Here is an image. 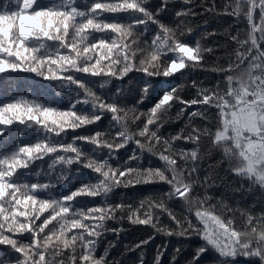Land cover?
<instances>
[{"label":"snow or ice","instance_id":"1","mask_svg":"<svg viewBox=\"0 0 264 264\" xmlns=\"http://www.w3.org/2000/svg\"><path fill=\"white\" fill-rule=\"evenodd\" d=\"M79 2L86 5L84 10L77 6L78 0H56L47 7L40 6L38 0H15L16 11H0V76L21 71L34 73L44 80L58 82L62 88L75 86L77 96L67 110L25 96L0 103V143L15 123L24 125L28 130L35 129L37 133L34 143L18 142L10 152L0 149V245H6L20 254L15 264H55V259L63 256L65 251L71 253L70 264H76L77 259L80 264H107V250L99 258L94 255L98 238L104 221L115 218V212L124 206L76 208L77 198L107 197L121 184L163 182L170 186V191L164 194L168 200H182L189 210L194 204L197 206V224L191 220L181 222L163 199L159 202L142 201L140 208L135 211L130 209L128 219L157 228L160 220L158 216L154 217L153 209H159L182 229L180 235L188 232L200 235L204 244L197 249L189 264H197L209 250L218 253L222 264H229V260L238 255L256 258L259 264H264V215L255 218L247 215L243 230H238L233 219H223L216 214L215 206L205 207L203 200L193 199L196 184L191 176L196 169L180 166V162L187 164L192 161L194 164L200 158L199 144L202 136L206 135L212 140L213 147L221 149L230 161H236L238 166L232 170L237 175L264 188V49L259 43L264 42V0H259L258 5L260 25L253 22L256 0H237L238 8L233 14L240 15L242 9L239 5H248L244 15L251 25V32L245 40L232 37L239 45L237 62L235 65L229 63L224 71L239 70V75H226L227 84L223 92L218 90L219 86L216 90L200 89L197 98L183 100L178 94L179 88L170 87L149 110L148 119L135 133L128 125V110L122 108L115 98L112 102L104 101L75 73L123 79L129 72L137 70L149 77H173L204 60L201 46L199 42L190 46L178 38L177 33L183 35L182 25L177 24L173 28L157 19L166 10L168 0H161V7L156 11L147 7L148 0H93L90 5L88 0ZM227 7L225 5V10ZM105 13L113 14L111 22L104 16ZM120 14H124L126 20H120ZM185 15L189 13H176L177 17ZM149 23L157 25L158 31L151 40L149 53L139 59L137 67V55H144V50L138 46L140 38L136 33L141 26ZM97 33L102 35L97 38ZM49 42H53V47ZM249 43L251 47H248ZM61 50L67 54H61ZM167 54H172L169 61L164 60ZM244 65L246 67H242ZM257 70L262 75L254 76ZM108 83L105 80L100 87ZM143 91L146 93L147 87ZM176 100L185 106L183 111L193 106L215 107L219 127L214 133L208 127H192L187 135L182 131L170 140H162L158 131L151 130L150 126L157 125L159 113ZM77 104L84 105L85 109L90 107L91 112H79ZM106 112L112 114V122L118 128L111 142L101 132L76 136L71 143L58 139L68 130L75 131L100 121ZM194 117L207 119L208 114L196 110L190 113L189 120ZM139 119L140 116H134L133 122ZM17 131L20 136L24 135V131ZM137 137L146 138L149 144L146 146ZM179 140L191 143L193 148L175 150L173 142ZM78 142L92 145L91 154L77 146ZM130 142L137 145V150L123 165L113 167L111 161L118 158L116 153ZM157 144L163 145V150L156 153L164 162L163 168L140 170L129 166L132 161L140 159L137 151L152 153ZM104 148L108 150L107 155L96 158ZM45 157L51 158L48 171L43 168L31 171L36 161ZM75 163H83L84 167L98 174L97 182L85 183L60 198L51 194L46 199L38 198V193L56 187L51 180L57 165L61 166L57 177L59 182L67 179L65 166ZM20 170L25 171L22 173ZM21 175L35 177L38 182L28 183L25 180L21 183ZM42 176L47 177L48 182L40 183ZM140 212H143V219L138 215ZM25 233L30 237L28 243L16 238ZM147 242L145 240L141 244ZM77 248L81 250L78 257ZM161 255L157 254L156 264H160ZM0 264H11V257L7 260L0 258ZM60 264L64 261L61 260ZM140 264H143L142 260Z\"/></svg>","mask_w":264,"mask_h":264},{"label":"trees","instance_id":"2","mask_svg":"<svg viewBox=\"0 0 264 264\" xmlns=\"http://www.w3.org/2000/svg\"><path fill=\"white\" fill-rule=\"evenodd\" d=\"M56 0H38V4L43 7L50 6ZM93 0H88V4ZM257 7L253 13V22L260 25V8L259 0H256ZM225 5H228L225 10ZM78 7L82 10L86 5L78 0ZM147 7L156 11L161 7V0H148ZM248 5H239L242 9L240 15L233 14L237 8V0H168L167 8L157 19L169 27H175L177 24L182 25L181 31L183 35L177 33L179 39L195 46L199 42L204 60L194 67H188L181 73L175 74L173 77L146 76L142 71L134 70L129 72L123 79L106 76H92L88 73H75V76L96 92L104 101L112 102L113 98L118 100L119 105L128 110V125L132 132H138L148 119L149 110L162 97L163 92L169 90L170 87L179 88V96L183 100L195 99L200 89H219L221 92L226 87V75H239V70L235 72H225L229 63L236 64V53L239 45L232 39L238 36L239 40L248 39L251 32V25L246 19L244 12L247 11ZM16 11L15 0H0V11ZM177 12H187L189 15L177 17ZM113 14L105 13L104 16L111 22ZM120 20H126L124 14L119 15ZM190 30V31H189ZM158 31L157 25L149 23L147 26H141L136 35L139 36V47L144 50V55H137L136 63L139 67V59L144 58L149 51V45L153 36ZM102 34H95L99 38ZM259 42V33H256ZM260 48L264 49V42H259ZM53 47V42H49ZM248 47H251L249 43ZM211 49L212 51H203ZM61 54H67L61 50ZM172 54L164 57L165 61H169ZM106 63V62H102ZM246 67V65L242 66ZM254 76L262 75L257 70ZM171 79L169 86L165 85V80ZM108 80L109 83L101 88L100 85ZM195 83V86L193 84ZM235 86V85H233ZM147 87L145 93L143 89ZM63 93V95H61ZM81 95H83L81 93ZM25 96L30 100L46 101L48 105L56 107L60 110H67L71 104L77 99L76 88L60 87L58 82L44 80L30 72H10L0 76V103L10 102L14 97ZM142 100V103L138 101ZM185 106L176 100L171 106L159 113V122L157 125L150 126L151 130L158 131L161 139H171L173 136L179 135L182 131L185 135L191 131L192 127L204 128L208 127L213 133L219 127L218 110L215 107H197L183 111ZM76 109L79 112H91V108L85 109L82 104H77ZM206 111L207 119L194 117L189 120L192 111ZM144 115H141V114ZM111 113H104L102 119L94 124L84 126L82 128L68 130L58 139L64 143H71L76 136H91L96 132L106 134V139L115 136L118 130L117 126L112 122ZM134 116H140L139 120L133 122ZM11 131L7 132L0 143V149L10 152L17 143H34L37 140L35 129L28 130L24 125L15 123L10 126ZM24 131V135L20 136L17 130ZM146 146L149 141L143 137H137ZM119 142V141H116ZM85 153L91 154L93 146L78 142ZM175 150H191L193 145L183 140L174 141ZM200 158L193 164L188 161L187 164L180 162L181 168H192L196 171L192 173L191 179L196 186L193 189V199L204 201V206H215L216 214L221 215L223 219H233L238 230H243L247 215L251 214L254 218L264 215V188L260 187L252 180L237 175L232 169L237 167L235 160L226 158L221 149L213 147L212 140L204 135L201 138ZM137 150V145L130 142L126 147L120 149L116 156L117 159L111 161L113 167L123 165L125 161ZM163 150V145L157 144L154 152L150 153L144 150L139 160L132 161L129 166L135 169L163 168L164 162L159 159L158 153ZM106 148L100 150L96 158H102L107 155ZM51 163L50 157L38 160L32 166L31 171H39L41 168L45 172L48 171V165ZM66 180L58 182L57 177L60 174L61 166L57 165L51 182L56 187L51 188L48 192L38 193L39 199H46L49 194L60 198L69 191L76 190L85 183H96L98 174L83 166V163H75L71 166H65ZM22 173L25 170H20ZM187 175V172H185ZM134 180V177H130ZM38 182L35 177H26L21 175L19 182L23 183ZM40 183L48 182L47 177H40ZM170 191V186L163 182L155 183H135L121 184L116 186L107 197H87L77 198L76 208H88L107 205H123L124 207L115 212V218L104 221L102 234L98 238L97 247L95 249V257L99 258L105 255L107 250V264H156V257L161 253L160 264H189L193 260L195 253L199 247L204 244L201 236L192 232L185 235L179 233L182 229L172 222L167 213L161 212L159 209H153L154 217L158 216L160 223L157 228L151 225L133 223L128 216L131 211L140 208L142 201L155 200L159 202L164 200L168 209L177 215V218L184 222L191 220L193 224H197L195 211L197 206L194 204L189 207L182 200H168L164 195ZM205 197L209 199H205ZM147 207V204H145ZM131 209V211H130ZM47 213H45V216ZM141 219L144 218L143 212L138 213ZM43 219V217H42ZM39 223V221L37 222ZM52 227L51 225L49 226ZM185 227L187 225L185 224ZM162 230H157V229ZM47 231V230H46ZM172 234H168V233ZM23 243H28L30 237L27 233L23 236L16 237ZM147 240L146 244H141ZM141 244L140 247L136 245ZM81 254V250L77 248V257ZM19 253L14 252L6 245H0V258L7 260L11 257V264H15ZM50 256V254H49ZM71 253L65 251L63 256L55 259V264H60L63 260L64 264H70ZM22 258V257H21ZM76 264H80L77 259ZM197 264H222V258L213 250L207 251L198 260ZM229 264H259L258 259L238 255L234 259L229 260Z\"/></svg>","mask_w":264,"mask_h":264},{"label":"rangeland","instance_id":"3","mask_svg":"<svg viewBox=\"0 0 264 264\" xmlns=\"http://www.w3.org/2000/svg\"><path fill=\"white\" fill-rule=\"evenodd\" d=\"M171 84V79H166L165 80V85L169 86Z\"/></svg>","mask_w":264,"mask_h":264}]
</instances>
